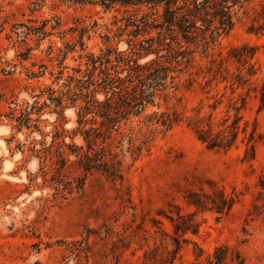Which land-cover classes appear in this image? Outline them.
<instances>
[{"label":"rangeland","instance_id":"obj_1","mask_svg":"<svg viewBox=\"0 0 264 264\" xmlns=\"http://www.w3.org/2000/svg\"><path fill=\"white\" fill-rule=\"evenodd\" d=\"M149 12L0 0V264H208L220 246L264 264V0L237 8L233 29L207 51L191 45L167 90L120 124L121 177L86 171V129L99 126L94 114L80 117L87 56L131 54L130 41L157 30L133 37L125 19ZM45 23V34L34 29ZM162 113L171 127L157 123ZM198 130L236 139L210 149ZM130 137L146 141L136 158ZM222 199L223 211L212 209ZM231 256L226 264H238Z\"/></svg>","mask_w":264,"mask_h":264},{"label":"trees","instance_id":"obj_2","mask_svg":"<svg viewBox=\"0 0 264 264\" xmlns=\"http://www.w3.org/2000/svg\"><path fill=\"white\" fill-rule=\"evenodd\" d=\"M93 1L109 10L116 6L139 8L147 6L152 12L145 13L141 17L135 14L127 17L124 29L133 27L130 33L133 37H137L140 33H150L153 29L157 30L156 36L141 40L139 43L130 41L131 54L107 49L100 55H88L86 79L83 82L78 80L80 85L77 87L81 92L79 96L84 97L85 101V105L81 107V119L85 116V112L86 117L88 114H94L99 119L94 123H98L99 126L86 129L88 145L86 171L99 168L116 179L121 177L122 161L118 159L119 154L113 150V133L120 134L122 122L127 121L132 115H139L148 105L155 103L159 92L167 90L168 80L172 82L175 78L171 73L181 64V60L190 62V55L193 53L190 49L191 45L205 52L211 44L227 35L236 23V9L250 0ZM45 26L46 23L41 28L34 29H39L45 34ZM150 53L155 54L156 58L146 64L138 62L139 57ZM254 53V50L251 53H241L237 58L251 59ZM160 58H163L164 62H161ZM96 75L98 79H95ZM69 81L73 82L74 78L69 77ZM93 86L94 89L90 91ZM69 87L70 84L67 85L68 93L71 91ZM83 90L87 91L86 94H83ZM96 92L104 94L102 101L94 99ZM73 96V101L78 99L77 95ZM53 100L57 102V106L63 102V98H53ZM154 118L157 123L167 128L174 122L169 113L155 115ZM199 131L201 134L198 135V139L210 149L230 148L236 139L235 135L233 142H225L220 135L215 136L210 131ZM129 142L127 153L136 158L146 141L133 144V139L130 137ZM193 203L196 206L201 204V202ZM212 203V209L222 212L223 205L225 206L228 201L222 199L220 202L214 200ZM229 252L232 253L233 261L238 264L243 263L239 252L220 246L216 248L208 264H226Z\"/></svg>","mask_w":264,"mask_h":264}]
</instances>
